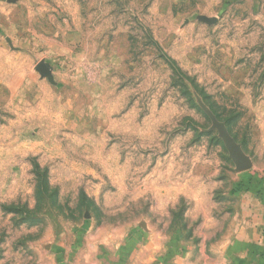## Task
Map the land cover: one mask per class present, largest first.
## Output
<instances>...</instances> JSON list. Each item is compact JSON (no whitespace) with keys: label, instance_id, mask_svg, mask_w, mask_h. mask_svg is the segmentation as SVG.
<instances>
[{"label":"rangeland","instance_id":"rangeland-1","mask_svg":"<svg viewBox=\"0 0 264 264\" xmlns=\"http://www.w3.org/2000/svg\"><path fill=\"white\" fill-rule=\"evenodd\" d=\"M248 174L264 0H0V264H219Z\"/></svg>","mask_w":264,"mask_h":264},{"label":"crops","instance_id":"crops-1","mask_svg":"<svg viewBox=\"0 0 264 264\" xmlns=\"http://www.w3.org/2000/svg\"><path fill=\"white\" fill-rule=\"evenodd\" d=\"M246 178L245 187L234 192L236 221L220 251L219 264H264V178L251 174ZM171 251L170 259L162 264H184L187 253L184 257L182 248ZM149 254L146 257L152 258Z\"/></svg>","mask_w":264,"mask_h":264},{"label":"water","instance_id":"water-1","mask_svg":"<svg viewBox=\"0 0 264 264\" xmlns=\"http://www.w3.org/2000/svg\"><path fill=\"white\" fill-rule=\"evenodd\" d=\"M214 21L207 20L208 24L213 23ZM225 137V146L229 152L230 158L232 159L233 163L235 164L237 170L242 171L245 170L249 167V162L241 152L240 148L233 143V141L228 138L227 136Z\"/></svg>","mask_w":264,"mask_h":264}]
</instances>
